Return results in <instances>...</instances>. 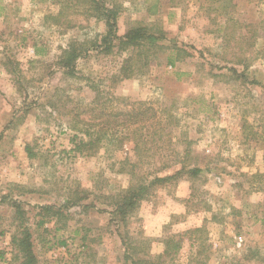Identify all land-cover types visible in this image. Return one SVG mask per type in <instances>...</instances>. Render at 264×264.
Instances as JSON below:
<instances>
[{
    "label": "rangeland",
    "instance_id": "obj_1",
    "mask_svg": "<svg viewBox=\"0 0 264 264\" xmlns=\"http://www.w3.org/2000/svg\"><path fill=\"white\" fill-rule=\"evenodd\" d=\"M103 1L117 37L162 30L175 64L157 48L126 62L117 37L108 52L105 20L82 2L0 0V264H21L25 228L37 264H264V0ZM142 101L138 151L112 132ZM81 120L107 139L78 150ZM177 171L126 221L114 213L134 175Z\"/></svg>",
    "mask_w": 264,
    "mask_h": 264
},
{
    "label": "trees",
    "instance_id": "obj_2",
    "mask_svg": "<svg viewBox=\"0 0 264 264\" xmlns=\"http://www.w3.org/2000/svg\"><path fill=\"white\" fill-rule=\"evenodd\" d=\"M61 2V4L65 5L66 8H69L73 5H76L77 3H83L88 6V10L92 11L93 14H96L98 17L103 18L106 22V26L108 27V31L103 37V42L105 45V48L108 52H113L114 47V38L117 37V12L118 9L113 7H108L104 3L103 0H74V4H72L73 1L65 2L63 0H58ZM156 32H158L160 35H157ZM162 30L155 31L153 28H149L148 26L139 25L134 28H132L129 32L126 33L125 39L119 38L120 43V49L126 50L131 47V53L132 56L126 60V62H131L135 59H138L142 53L144 48L146 50L151 51L154 50L152 48H157L156 51L168 49L169 55H168V63L172 66L175 64L176 58H174V52L176 51L181 53V49L179 48H167V46L160 44L159 39L163 37ZM142 52V53H141ZM65 54H68V59L72 60L74 57H76V51L74 48H70L69 50L64 51ZM136 53V54H135ZM135 55V56H134ZM143 55V54H142ZM137 56V57H136ZM245 53H242L240 57H238V62L243 64L244 66H247L246 61H244L243 58H245ZM141 60V59H140ZM131 65L126 66L124 70H126V77H131L134 74V71L130 69ZM247 69V67L245 68ZM130 70V71H127ZM237 71V69L235 68ZM148 102L142 101L138 103V108L134 110L129 111H121V113H116V117L119 115H125L129 117L128 125H131V128L127 131L126 134L121 135V133L112 132V135H117L116 140L120 141L119 144L122 145L125 140H135L134 142V149L135 150H141V143L139 140H143V134L142 129L145 127L143 125V122H145V117L147 116L148 111ZM100 106V105H98ZM97 105L94 106V109H99ZM118 115V116H117ZM153 117L156 118L157 113L153 109ZM157 123H161V117L156 119ZM82 121V120H81ZM86 127L79 129L84 133V135L87 136V138H80V141L78 142L77 148L78 150H82V147H88L91 149L96 148L102 144V142L107 139L106 135L104 134L106 128L104 125L101 129H96L97 125L102 123H89L85 122ZM120 125V122L118 124L114 125L116 128ZM114 127V128H115ZM159 135V138L163 136V130ZM146 143V142H145ZM182 169V168H181ZM185 169V168H183ZM188 171L190 174L197 176L201 172V168L198 166L190 167L188 168ZM187 171V172H188ZM180 174V171H177L174 174H166V175H157L154 177L153 180L149 182L143 181V179H135L130 183L129 187L121 190L114 196H112V201L110 202L113 205L114 213H117L123 221H126L130 215L136 210V208L140 205V201L142 198L145 197L147 190L155 186L157 184H165L168 182H171L174 179L178 178V175ZM21 235L14 236L13 244L17 251L16 258L21 259V264H37V257L33 249V242L31 240L32 234L29 232L28 229L20 230ZM134 264H152L151 261H146L143 259H133ZM154 264V263H153Z\"/></svg>",
    "mask_w": 264,
    "mask_h": 264
}]
</instances>
